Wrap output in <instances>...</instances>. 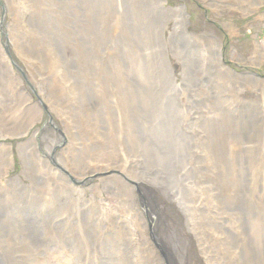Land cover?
Wrapping results in <instances>:
<instances>
[{
	"label": "bare ground",
	"instance_id": "obj_1",
	"mask_svg": "<svg viewBox=\"0 0 264 264\" xmlns=\"http://www.w3.org/2000/svg\"><path fill=\"white\" fill-rule=\"evenodd\" d=\"M6 1L10 3L9 9L8 4L5 2L3 5L0 0V10L2 9L5 14L9 12L14 23H10L9 26L5 25L6 16L1 20L2 14L0 15V42L3 44L0 43V129L4 133L2 136L15 140L18 146L2 145L0 149V190H3L4 184L11 185L15 187L16 194L19 190L18 185L20 187V183L16 180L22 175L31 177V181L28 183V188L23 190L20 188V191L22 194L31 195L25 194L27 201L21 208L25 226L22 228L20 225L18 230L14 231L11 227L18 223H9V219H6L2 227L11 236L15 234L18 238L22 237V241L25 240L26 235H30L27 237L30 241L28 245L31 244L35 248L37 255H30L27 252V246L26 249L23 248L22 242L16 243L12 242V238H3L0 240V264H95L99 252L102 253L100 264H193V257L196 253H202L205 264H264V190L260 191L262 187L264 189V110L261 106L264 105V77L236 72L231 67V64L236 61V54H231L229 60L225 59L221 41L212 31L191 32L189 14L184 4L171 7L168 0H123L124 8L133 3L138 7L140 14L145 13L148 19L152 20V14L160 13L165 22L160 28L158 22L154 24V26L158 25L157 31L160 37H147L144 49L137 57L135 56L136 45L132 50L118 45L122 57L135 56V58L126 60L136 66L133 69L136 71L128 77L130 86L135 89V94L128 85H125V88H116L117 94L122 96L120 89L128 90L129 98L140 106L141 111H144V115H141L137 121V126L145 130L149 136L155 137L154 141H150L151 146L162 144L159 140L161 130L157 129V125L161 128V120L155 106L158 100L165 98L164 87H160L155 92L152 84L154 79L152 75L157 70L158 73L163 74V69L158 68L159 62L164 64L163 60H158L159 54L154 53V44L161 46L163 41L168 39L164 37V33L170 21L174 22L170 41L184 43L177 36H193L187 38L197 37L206 47L208 46L207 48H210L211 52L204 56L200 68L207 76L205 78L226 83L225 87L229 85L228 90L233 92L235 97L248 91L257 92L258 95L250 102L255 108L248 107L241 111L240 119L235 116L234 111L224 112L221 102L213 103L211 106L212 111L205 120V128L208 138L217 148V162L219 161L217 164L219 179L214 192L210 195H204L203 192L198 194L195 185L191 183H184L185 185L182 183L178 187L176 184L179 180L175 175L166 184L149 181L144 176L150 171H144L138 166L136 157L128 156L132 152L121 150L126 147L124 136L119 137L114 144L120 152L112 148L106 151L110 145L108 148H103L104 143L99 145L93 139L83 138L78 144L73 142L70 136L72 132L69 128L72 127L70 120L76 132L87 126L85 133L90 135L101 132V128L96 126L91 129L88 125L94 120L86 118L76 108L65 118L70 106H81L82 112L91 111L99 107L97 104L103 100H106L102 103L109 112L115 113V109L110 101V94L102 91L103 87L101 91L98 88L104 81L102 77L106 76L105 47H98L101 49L96 53L97 57L102 55L101 63L95 62V57H89L86 64L82 65L74 55L71 42L63 39L67 35L56 33L55 26L54 29L50 28L53 23L51 17L53 11L50 10L54 6L57 7L58 10L55 12L60 17L62 13L65 14V10L76 11V14H80L77 24L81 25L84 22L81 16L83 10L90 12L93 8L97 10L94 15L103 16V18L98 17L99 23H107L110 28L113 20L111 21L110 15L106 17L108 15V7H105L107 0H27L29 6L27 36L23 35L19 27L20 20L24 17L23 11L15 0ZM208 1V5L216 6L218 9L238 8L244 13L248 11L253 13L252 8L264 5V0ZM47 10L49 13L44 14ZM90 26L96 30L94 22L91 21ZM133 29L138 30L136 25ZM93 33L96 34L94 31ZM40 35L47 38L48 43H51L49 40L51 35L57 36L59 41L57 48L65 64L70 68L69 74L77 82L78 88H76L77 94L74 102L66 98L65 91L57 84V75L53 73L47 59L48 75L43 76L39 71H33V73L31 71L36 85L33 89L37 100L24 89L23 80L12 74V71L21 69L17 55L27 59L23 64L30 70L32 66L29 64V59L44 56L43 54L35 56L30 54L31 51L36 52L31 47L39 45L35 40ZM4 39L6 42L13 41L16 54H13L6 46ZM105 39L122 44L121 41L115 40L116 38L107 37ZM40 44L43 42L41 41ZM137 59L141 62L139 63ZM248 63L256 67L262 66L264 50L260 48L253 52ZM42 66L46 67L43 64ZM190 66L194 68V72L200 73L198 63L194 64L192 58ZM164 72L166 74L168 70L165 69ZM174 79L175 77L173 81ZM43 85H46L47 90L41 87ZM180 85L176 84L175 92V102L179 105L180 94L183 92L179 88ZM88 93L99 95L96 98ZM119 102L123 103V100L120 98ZM72 103L75 104L71 105ZM185 109L183 106L184 113L187 111ZM169 112L177 113L175 110H166L165 113ZM52 113H59L65 118L60 120V125L56 123L59 120L54 119ZM173 117L176 115L174 114ZM160 118L167 119L165 116ZM99 119H95V122ZM110 119L112 122L115 118L110 115ZM85 120L88 121L87 124ZM180 122H184L183 116H180ZM185 125L187 133L190 134V124L185 122ZM109 126L102 127V132L110 136ZM111 132L115 133L112 125ZM181 132L183 133L176 143L174 140L169 141L170 145L181 147L182 144H186L183 148L188 151L192 146V136L188 137L185 129ZM142 135L148 138L147 135ZM2 139L6 138L2 137ZM166 145L169 144L166 143ZM61 149H63L62 153L66 152L67 155L71 152L75 154V160L72 161L73 171H68L66 166H62L64 163L56 157L57 150ZM82 149L90 150V152L86 151L87 159L77 156V154H82L84 151ZM146 150L144 148V151ZM158 153L164 159V153ZM171 156V153L169 155L166 153L165 167L171 166L168 164ZM18 161L23 167L22 174H17L15 177L9 176V170L13 172ZM236 166L240 167V170ZM151 168L153 171L158 170L156 166ZM170 168L173 169V167ZM63 173H74L78 177L76 180H68L69 178L64 180L67 175ZM90 174L95 175L97 181L86 177ZM4 175L7 177L3 178ZM2 179L5 181L3 182ZM32 183H34L33 187L38 189L37 194L31 193ZM173 185L177 190L171 188ZM84 186H88L92 193L89 197L91 203L84 201L87 198ZM61 190L68 193L66 199H61L59 193ZM72 191L73 194L76 192L80 196H72ZM181 191V197L184 200L180 197L181 201L177 203ZM104 193L106 195H103ZM6 205L9 204L6 203ZM176 205L179 207L177 210ZM47 207L53 209L47 213ZM43 209L46 210L42 212ZM125 213L131 216V224L126 221ZM180 213H191L195 223L200 225L203 231L196 249L192 248V241L184 227L185 223L179 218ZM0 215L3 216L2 211ZM108 217L111 219L109 225L118 223L116 231L119 229V223L124 224L122 235L124 241L130 240V242L125 243L121 248L120 243L117 242L119 236L114 237L112 234L110 236L108 234L111 232H105L108 226L104 224V221L108 220ZM233 227L238 230L233 232ZM210 232L214 234L213 236H217L215 238L217 241L210 238ZM227 232L228 240L222 241L221 234ZM136 234L143 237V246L136 239ZM130 243L137 247L130 248ZM222 247H224V252ZM161 248L166 250L167 256L162 255ZM118 251L124 253L123 257L118 256L120 254ZM130 252H138L137 255L140 258L136 263L135 260L134 262L127 261Z\"/></svg>",
	"mask_w": 264,
	"mask_h": 264
},
{
	"label": "rangeland",
	"instance_id": "obj_2",
	"mask_svg": "<svg viewBox=\"0 0 264 264\" xmlns=\"http://www.w3.org/2000/svg\"><path fill=\"white\" fill-rule=\"evenodd\" d=\"M1 1L3 5H5L6 2L9 9L10 3L6 0ZM15 3H17L20 9L23 11L24 17L20 20L21 25L19 27L23 35L27 36L29 30V6L27 4V0H15ZM122 4L123 0L106 1L105 7H108V15H106V17L110 15L111 21L113 20V24H110V28L107 23H99L100 20L98 17L103 18V16H99L98 14L94 15V12H96L97 10L93 8H91L90 12L88 10H83L81 16L82 19H84V22L81 25L77 24L80 14H76V11L65 10V14L62 13V16L60 17V15L55 12V10H58L57 7L54 6L53 9L50 10L53 11L51 16L53 23H51L50 28L54 29L55 26L56 33L59 34L60 32L67 35V37H63V39L71 42L70 44L73 46L74 55L79 59L78 62L83 65L86 64V60L88 61L89 57H95V62L101 63L102 61L100 60V58L102 57V55L97 57L96 53L102 47H105L104 57L107 58V63L104 67L106 76L102 77L104 78V81L99 85L98 88L101 91L103 87L102 91L110 94V101L115 109V113L113 111L109 112L108 108L102 103L106 100H103L101 103L97 104L99 107H96V109H93L91 111L85 110L84 112H82L81 109L83 108L81 106H70L67 109V115L65 116V118L70 114L71 111H73V109L75 111L76 108L78 109L79 113H81L83 116H86V118L94 120V122L88 125L91 126V129H94V127L96 126L101 128V132L98 131L94 134L91 133L90 135L88 133H85V128L87 126L85 128H81L79 132H76L75 128L73 127V122L70 120V125L72 124V127H69L71 129L70 131H72L70 132V136L75 143L80 142L83 138H85L86 140L93 139L99 145H102L104 143L105 146L103 145V148H108V146L110 145V147L106 151H109L112 148L116 149V152H120L118 151L120 149L117 150L114 144L119 137L124 136L126 147L121 148V150L132 152V154H129L128 156L136 157L137 165L143 168L144 171H150L147 175L144 176L146 180L162 182L166 184L169 183V180H172V178L176 176L179 180L178 184H176L178 185V187H180V184L182 183H191L195 185L196 189L198 190V194H202L203 192L204 195H210L217 189V182L219 179V171L217 165L219 161L217 162V148L214 143L208 138V133L205 128V120L208 119L212 111L211 106L213 103L221 102V107L224 112L234 111L236 113L235 116L240 119L242 114L241 111H244L248 107L255 108L250 104V102H252V100L258 96L257 92L248 91L247 93L244 92L239 97H235L234 93L228 90L229 85L225 87L226 83L224 84L218 80L205 78L207 76L204 75L200 68L202 66L201 64L203 62L204 56L210 54V48H207L208 46L206 47V45L197 37H194L193 39L187 38L193 36H177L184 43H180L179 41H176V43H174L170 41V37H172L171 31L174 28V22L170 21L168 26L164 24L167 27L164 33V37H167L168 39L165 38L166 40L163 41V44L161 46H156L154 44V53L159 54L158 60H163L164 63L162 64L160 61L158 66L159 69H163V74L158 73V70L156 69L157 72L152 75L154 78L152 84L155 87V92L156 90H159L160 87H164L165 92V98L158 100V104L156 103L155 106V110L156 112H159L158 117L161 120V128H159L157 125V129L161 130V133H159V140L162 141V144H155L154 146H151L150 141H154L155 137L149 136V134L145 130L137 126V121L139 120L141 115H144V111H141L140 106L136 105L135 101L129 98L127 94L128 90L123 91V89H120V91H122L121 96L120 91V95L117 94L116 88H125V85L130 86L128 77L131 76L130 74H132L133 71H136L133 70L136 66L132 64V62L129 63L126 59H130L132 57L135 58V56L137 57L140 55V53L144 49L145 39L147 37H160L158 33L159 31H157L158 25L160 28L164 21L162 20V16L160 15V13H156V15L152 14V20H150L146 17L145 13L140 14L141 12L139 11L138 7L133 3H131L128 7L125 6V8L122 6ZM168 4L171 7H175L179 4H184L186 6L187 12L189 14L191 32L199 33L203 30L212 31L221 41V47L223 49L222 52L225 55V59H231L230 55L235 53L236 61L231 64V67L235 69L236 72L243 75L248 73L253 76L261 75L264 77V64L260 67H256L248 63L251 56L253 55V52L257 51L260 48L262 49V51L264 50V5L255 6L254 8H252L251 11L253 13H249V11L244 13L238 8L218 9L216 6L208 5V0H168ZM48 11L49 10L45 11L44 14H48ZM2 12L3 11L1 9V20L6 16V18H4V23L7 22L5 25L9 26L10 23H14L12 22L14 20L12 19L9 12L6 14ZM70 20H74V23ZM91 21L94 22L96 30L92 29V26H90ZM156 22H158V25L154 26ZM135 25L138 30L133 29ZM47 26L49 25L47 24ZM93 31L96 32V34H94ZM56 37L57 36L53 37L52 35L51 37H49L51 43H48V40L46 42L47 38L41 37V35L37 37L35 41H38L39 45H33L34 47L31 45V48H33L36 52L33 53L31 51L30 54L34 56L43 54L44 56L42 58H38L39 60L35 57L29 59V64L30 66H32L30 70L23 64V62H26L27 59H25L23 56L17 55L16 58L21 65V69L17 70L15 68L16 70H14V72L12 71V74L23 80L24 89L29 92V94H32V97L37 100L38 98L34 95L35 90L33 89V86L36 87V85L34 83L35 81L32 78L31 71L32 73L33 71H39L43 76L48 75V67L46 66L47 59L50 62V68H52L53 73L57 75V84H59L61 89L65 91L66 98H68L70 102H74L77 94L76 88H78L77 82H75V79L72 78V75L69 74L70 68L67 64H65L63 56L57 48L59 41ZM96 37H99V39H96ZM107 37L116 38L115 40L121 41L122 44H118L116 42L115 44L114 42H112V40H106L105 38ZM41 41L43 42V44H40ZM4 42H6L5 39ZM1 45L3 44L1 43ZM118 45L125 49L128 47L129 50H132L134 45H136L135 56L131 55L129 57H122L121 50L120 48H118ZM6 46L11 49L13 54H16L13 41L9 40L8 42H6ZM45 56L47 58H45ZM191 58L194 64L198 63V70L200 73L194 72V68L190 66ZM137 60L139 63L141 62L140 59ZM186 62L188 63L187 66ZM42 64L46 67H43ZM165 69L168 70V73L166 74L164 72ZM42 75L40 76V78L42 77ZM173 77H175L174 81ZM166 78L168 79V84ZM178 83L181 84L179 88L183 90V92L180 94V105L175 102V92L177 89L176 84ZM123 84L124 86H121ZM41 87L47 90L46 85H43ZM131 88L134 92V87ZM88 95H93L97 98L99 94L88 93ZM120 98L123 100V103H118V100H120ZM74 104L75 103H72L71 105ZM183 106L188 112L185 111L186 113H184V110H182ZM261 106L264 110V105ZM166 110H175L177 113H165ZM112 113L115 114V117ZM174 114L176 115V117H173ZM110 115L115 118L112 122L110 121ZM162 116H165L169 121L167 119L162 120L160 118ZM180 116H183L184 122H180ZM52 117L59 120V122H56L58 125H60L61 123L60 120L65 119L59 113H52ZM98 118H100L99 121L95 122V119ZM185 122L187 124H190V134L189 132L187 133ZM87 123L88 121L85 120V124ZM107 125H110V136L107 133L102 132V127H106ZM111 125L113 126L115 133L111 132ZM181 125L183 127H181ZM183 129L186 130V134L188 137L192 136V146L188 151H185V149L183 148V146H185L186 144H182L181 147H177L173 144L170 145L169 142L171 140H174V142L176 143V140L179 138L181 133H183L181 132ZM3 134V130L0 129V149L2 148V145H11L12 147L18 146V143L15 140L7 139V137L2 136ZM142 134L147 135L148 138H144ZM91 135L94 136L91 138ZM2 137L6 139H2ZM159 140L157 141L159 142ZM166 143H168L169 145H166ZM174 147L175 149H173ZM144 148H146L147 150L144 151ZM62 150L63 149L57 150L58 153L56 154V157L65 164H63L62 166H66L68 169L66 167L65 168L68 171H73L72 161L75 160V154L71 152L70 155H67L66 152L62 153ZM83 150L84 149H82V151ZM229 150L230 145L228 146V153L230 152ZM86 151L90 152V150H84L81 155L77 154V156H80L82 159H87L88 154L86 153ZM97 151L99 152V150ZM158 152L164 153V159ZM166 153L168 155L171 153L173 157L171 156L170 160L168 159V164L171 166L167 165L165 167V164H167V162L165 161ZM152 166H156L158 170L155 169L153 171V169L151 168ZM170 167H173V169H171ZM236 168H239L240 170V167L236 166ZM22 170L23 167L20 166L18 161L15 165L14 171L10 172L11 169L9 170V176L15 177L17 174L20 175L22 174ZM259 170L261 171V167L259 168ZM63 174L67 175L66 177H64V180H67L68 178V180H76V178L78 177V175H75L74 173ZM5 177L7 176L4 175L3 178ZM86 177L95 179V175L93 174H90ZM2 180L3 182L5 181L4 179ZM16 181L20 183V187L18 185L19 190L16 192V194L15 187L13 188V186L11 185L4 184V186L2 187L3 190H0V211H2L3 214V216L0 215V221L2 222L0 224V240H2L3 238H12V242H22L23 248L26 249L27 246V252L30 255L34 256L37 255V251L34 247H32L31 244L28 245L30 241L27 240L29 239L27 237H29L30 235H26L25 240L22 241V237L18 238V236H16L15 234L11 236L2 227L3 225H5L4 221L6 219H9V223H18L17 225L11 227L14 231H17L18 226L20 225L22 226V228L25 226V220L24 217H22L21 208L27 201V196H25V194H28V196H30L31 194H22L20 188L21 190H23L24 188H28V183L29 181H31V177L21 175ZM95 181H97V179H95ZM33 184L34 183H32L31 185V193L34 192V194H37L36 191H38V189L34 188ZM174 186L175 185H173L171 188L177 190ZM83 188H85L86 190L85 197H87L84 201H86L87 203H91V201H89V197L92 194L91 191H89L88 186H84ZM263 190L264 189L262 187L260 191ZM59 193L62 200L66 199L68 196V193L66 191L61 190ZM73 193L74 192L72 191V196H80L76 192L75 194ZM181 193L182 191L178 196L179 199L177 200V203H180L181 200H184L181 197ZM103 195L106 194L104 193ZM6 203L11 205V207L9 205H6ZM47 208V213L53 209L52 207ZM177 208L179 207L176 205V210ZM45 210L46 209H43L42 212H44ZM125 216H127L126 221L131 224V216L127 215L126 213ZM179 218H181L186 225H184V227L187 231L188 237L192 241V248L196 249L198 247L200 236L203 234V231L200 229V225L198 226V224L195 223L194 217L191 213H180ZM110 223L111 219L108 217V220L104 221V224L108 226L105 232H111L108 234L110 236L111 234L114 237L119 236L117 242L120 243V248L125 243L130 242V240L124 241L122 235V228L124 226L123 223H119L118 231H116L118 223L109 225ZM237 230L238 228L234 227L232 229L233 232H236ZM239 232L238 234H240ZM136 235V239L143 246V237L139 236L138 234ZM213 235L214 234L210 232V238H217V236ZM221 235L222 241L228 240V232L224 234L222 233ZM34 246L36 247L35 244ZM129 247L132 248L137 246L130 243ZM222 249L224 252V247H222ZM118 252H120L118 256L124 255L122 251ZM137 253L138 252H130V256L128 257L127 261L134 262L135 260L136 263V261L140 258ZM161 253L164 257L165 255L167 256V252L164 248H161ZM101 258L102 253H97L95 264H100ZM193 264H205L202 253H196L194 255Z\"/></svg>",
	"mask_w": 264,
	"mask_h": 264
}]
</instances>
